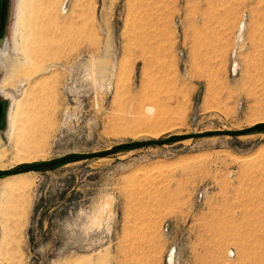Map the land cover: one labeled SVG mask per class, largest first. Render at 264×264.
I'll use <instances>...</instances> for the list:
<instances>
[{"label":"rangeland","instance_id":"obj_1","mask_svg":"<svg viewBox=\"0 0 264 264\" xmlns=\"http://www.w3.org/2000/svg\"><path fill=\"white\" fill-rule=\"evenodd\" d=\"M25 1L18 49L20 0L1 11L2 170L264 118V0ZM19 174L0 264H264V131Z\"/></svg>","mask_w":264,"mask_h":264},{"label":"water","instance_id":"obj_2","mask_svg":"<svg viewBox=\"0 0 264 264\" xmlns=\"http://www.w3.org/2000/svg\"><path fill=\"white\" fill-rule=\"evenodd\" d=\"M2 4H3V0H0V19H1ZM2 122H3L2 106L0 103V126L2 125ZM260 131H264V124L253 125V126L246 127L240 130H235V131L216 130V131L198 132L195 134L171 135V136H167V137H164L162 139H157V140L145 139V140L122 142V143L115 144L109 147L108 149H105L102 151H96V152H90V153H68L63 156H59L57 158H53L47 161H43V162H39L35 164L22 165L16 168H12L10 170H0V177L16 175V174L28 172V171L46 172V171L51 170L55 166L63 164L68 161H83V160L91 159V158H105L108 156H112L116 153H119L121 151L129 150L132 148L162 146V145L172 144L175 142H181V141L191 139V138L211 137V136H219V135L239 137V136H242L248 133L260 132Z\"/></svg>","mask_w":264,"mask_h":264},{"label":"bare ground","instance_id":"obj_3","mask_svg":"<svg viewBox=\"0 0 264 264\" xmlns=\"http://www.w3.org/2000/svg\"><path fill=\"white\" fill-rule=\"evenodd\" d=\"M66 2H67V0H62L61 1V3H60V6H59V9H58V11L60 12V11H62V12H64L63 10L65 9V4H66ZM27 2L25 1V0H20V6H19V18H18V22H17V24H16V31H15V40H14V43L16 44V49H18V44L16 43V38H18V37H20L21 35H22V33H23V26H24V19H23V17H25V13H27V11H24L25 10V6H27V5H25ZM19 4V3H18ZM67 6V5H66ZM29 7V6H28ZM27 8V7H26ZM29 9V8H28ZM27 10V9H26ZM53 11V10H52ZM56 16V15H55ZM26 19V18H25ZM26 21V20H25ZM243 28H244V25H243V23L242 24H239L238 25V28H237V38H238V40L241 38V34H242V31H243ZM18 40V39H17ZM6 47V41L5 40H1L0 39V54L2 53V50L4 49ZM6 49V48H5ZM4 49V50H5ZM4 57V56H3ZM1 60V59H0ZM235 64H233L232 65V70L233 71H235ZM14 110L15 111H17V109H18V106H19V104L14 100ZM13 110V111H14ZM14 111V112H15ZM144 112H146V115H147V117H150V115H151V112H152V109H151V107L149 108V107H147V108H145V111ZM15 115H16V112H15V114H12L11 115V118H10V122H7V124H8V129H12L13 128V118L15 117ZM144 117H146L145 115H144ZM146 117V118H147ZM149 119V118H148ZM143 122H141V124L143 123V125L145 126V130H143L145 133H146V135L147 134H153L154 132H155V130L153 129V128H150L151 126H152V122L151 121H148L147 119H144V120H142ZM259 124H264V118H263V120H261L260 119V121H258L257 122V125H259ZM15 132V131H14ZM17 135V134H16ZM145 135V134H144ZM155 136V135H154ZM16 137H19V136H16ZM186 141V140H185ZM183 142V141H182ZM2 142H1V140H0V165H1V162H2V160H3V158H5V153H4V150L3 149H1L2 147ZM29 156H30V154L28 153V152H18V151H16V156H15V158H16V160H17V162L18 163H20V162H24V161H26V162H28V161H30L28 158H29ZM38 158H43L44 159V157L42 156V155H38L37 157H36V159H38ZM29 163V162H28ZM17 164V163H16ZM20 166H22V165H20ZM0 167H2V166H0ZM15 168V167H14ZM12 169V168H11ZM0 170H2L1 168H0ZM8 170H10V169H8ZM12 176V175H11ZM20 176H22V174H16V175H13L12 177H14L13 179L14 180H11L12 182H8V183H2L6 188L8 187V188H10V187H12V186H14L15 184H16V182H18L19 181V179H18V177H20ZM31 179V178H30ZM27 180V179H26ZM25 180V181H26ZM29 180V179H28ZM10 181V180H9ZM21 182V184L22 185H27L28 186V184L26 183V182ZM5 182V181H4ZM170 258H169V260H168V264H172V254H171V256H169Z\"/></svg>","mask_w":264,"mask_h":264},{"label":"trees","instance_id":"obj_4","mask_svg":"<svg viewBox=\"0 0 264 264\" xmlns=\"http://www.w3.org/2000/svg\"><path fill=\"white\" fill-rule=\"evenodd\" d=\"M66 163V162H65ZM64 164V163H63ZM60 165H62V164H60ZM58 166V165H57ZM56 167V166H55Z\"/></svg>","mask_w":264,"mask_h":264}]
</instances>
